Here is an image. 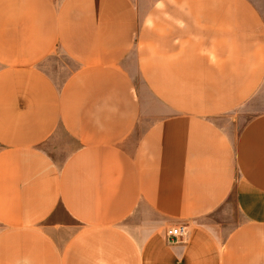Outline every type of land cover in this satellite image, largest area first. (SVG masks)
I'll use <instances>...</instances> for the list:
<instances>
[{"label": "crops", "instance_id": "obj_1", "mask_svg": "<svg viewBox=\"0 0 264 264\" xmlns=\"http://www.w3.org/2000/svg\"><path fill=\"white\" fill-rule=\"evenodd\" d=\"M256 2L0 0V264H264Z\"/></svg>", "mask_w": 264, "mask_h": 264}, {"label": "rangeland", "instance_id": "obj_2", "mask_svg": "<svg viewBox=\"0 0 264 264\" xmlns=\"http://www.w3.org/2000/svg\"><path fill=\"white\" fill-rule=\"evenodd\" d=\"M257 4L260 5L262 2L261 0H256ZM261 7V6H260ZM66 60L64 59H61V58H57V61L55 59V61H51V63H47V69L49 71H51V73L53 75H55V78L57 79V82H60L61 81V78L64 77V75L66 74L67 72V67H65V69H62L60 67V64L61 63H64ZM60 63V64H59ZM251 114L249 113H244L243 117H240V120L239 122L241 121H244L245 119H247ZM149 121H152V120H148ZM146 127V124L145 123H141L139 124V126L137 127L136 131L133 133L132 135V140L134 142V140L140 135V133L143 131V129ZM64 142V140H62L60 143ZM55 153L57 156H63L64 153H65V150H64V143H63V147H62V144H59L58 147H56V150H55ZM227 213H216L214 216L216 218H222V219H227L228 222H236L238 221L240 218L238 216V214L236 213L234 207H233V204H229L228 207H227Z\"/></svg>", "mask_w": 264, "mask_h": 264}, {"label": "built area", "instance_id": "obj_3", "mask_svg": "<svg viewBox=\"0 0 264 264\" xmlns=\"http://www.w3.org/2000/svg\"><path fill=\"white\" fill-rule=\"evenodd\" d=\"M187 234V226L184 224H179L169 228L166 232L167 237L172 240L177 237H183Z\"/></svg>", "mask_w": 264, "mask_h": 264}]
</instances>
